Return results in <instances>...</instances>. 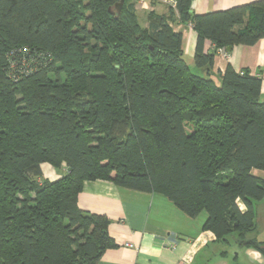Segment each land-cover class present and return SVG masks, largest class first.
Segmentation results:
<instances>
[{
  "label": "trees",
  "instance_id": "1",
  "mask_svg": "<svg viewBox=\"0 0 264 264\" xmlns=\"http://www.w3.org/2000/svg\"><path fill=\"white\" fill-rule=\"evenodd\" d=\"M120 1L0 0V264H96L116 245L78 204L97 179L206 212L217 241L264 254L263 78L230 64L213 77L220 48L264 38V0L206 14L177 0L147 26ZM179 22L198 33L196 72Z\"/></svg>",
  "mask_w": 264,
  "mask_h": 264
},
{
  "label": "crops",
  "instance_id": "2",
  "mask_svg": "<svg viewBox=\"0 0 264 264\" xmlns=\"http://www.w3.org/2000/svg\"><path fill=\"white\" fill-rule=\"evenodd\" d=\"M254 1L193 0L192 10L206 14ZM136 8L144 26L150 10L160 14L169 12L165 3L157 1L138 3ZM174 28L183 33L185 57L193 61L197 31L180 22ZM213 47L210 40L205 41L206 51ZM228 64L237 71L249 69L252 75L261 76L264 96V38L253 45L232 46L227 56L218 53L213 68L216 80ZM45 165L52 180L61 176L50 164L44 163L43 170ZM253 173L264 177V170L254 169ZM78 204L81 209L106 215L110 220L108 230L116 245L107 249L96 264H264V254L259 250L239 248L234 242L233 245L221 243L212 231L204 230L206 212L191 217L159 192L134 190L102 179L86 180ZM240 206L245 209L242 203ZM256 223L257 236L264 241V200L256 205ZM234 251L238 258L246 259L230 260Z\"/></svg>",
  "mask_w": 264,
  "mask_h": 264
},
{
  "label": "built area",
  "instance_id": "3",
  "mask_svg": "<svg viewBox=\"0 0 264 264\" xmlns=\"http://www.w3.org/2000/svg\"><path fill=\"white\" fill-rule=\"evenodd\" d=\"M152 1L165 3L166 5L171 6L172 8H174L177 11V0H138V3L144 5V4L152 2ZM189 26L193 27V25L191 23H189ZM218 53L222 54L224 56L228 55V51L225 48H220L218 50ZM128 246H131V244H128Z\"/></svg>",
  "mask_w": 264,
  "mask_h": 264
},
{
  "label": "rangeland",
  "instance_id": "4",
  "mask_svg": "<svg viewBox=\"0 0 264 264\" xmlns=\"http://www.w3.org/2000/svg\"><path fill=\"white\" fill-rule=\"evenodd\" d=\"M142 17V16H141ZM187 60H188V62H189V64H190V66H191V68H192V70L194 71V72H196V71H198V68H196L195 67V65H194V63L192 62V60L189 58V57H187ZM47 169H48V167H47V165H45L44 166V175H45V177H49V178H53L49 173H48V171H47ZM57 171H58V173L59 174H63V173H65V170H64V168H62L61 170L59 169H57ZM234 243H231V245H233ZM229 248H227V250H228ZM237 251H238V249H237ZM237 251L235 252H231V258H230V260H234V258L235 259H237L238 258V255H235L236 253H237ZM242 258H243V256H242ZM241 257H239L238 259H240V261H243V260H241L242 259ZM245 258V257H244ZM243 258V259H244ZM237 259V260H238ZM246 259V258H245Z\"/></svg>",
  "mask_w": 264,
  "mask_h": 264
},
{
  "label": "water",
  "instance_id": "5",
  "mask_svg": "<svg viewBox=\"0 0 264 264\" xmlns=\"http://www.w3.org/2000/svg\"><path fill=\"white\" fill-rule=\"evenodd\" d=\"M123 3H124V0H121L119 3H117L115 5V9L118 13H120L121 9H122V6H123ZM112 13H115V11L111 10ZM232 49V47H228L227 48V51H230Z\"/></svg>",
  "mask_w": 264,
  "mask_h": 264
}]
</instances>
